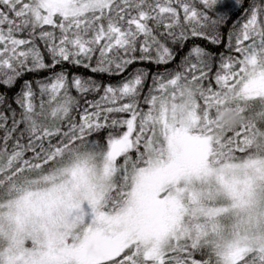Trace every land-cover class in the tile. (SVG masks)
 Instances as JSON below:
<instances>
[{
    "label": "snow or ice",
    "instance_id": "obj_1",
    "mask_svg": "<svg viewBox=\"0 0 264 264\" xmlns=\"http://www.w3.org/2000/svg\"><path fill=\"white\" fill-rule=\"evenodd\" d=\"M0 264H264V0H0Z\"/></svg>",
    "mask_w": 264,
    "mask_h": 264
}]
</instances>
